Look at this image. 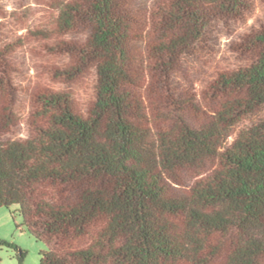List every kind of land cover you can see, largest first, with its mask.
I'll return each instance as SVG.
<instances>
[{"label": "trees", "instance_id": "obj_1", "mask_svg": "<svg viewBox=\"0 0 264 264\" xmlns=\"http://www.w3.org/2000/svg\"><path fill=\"white\" fill-rule=\"evenodd\" d=\"M11 206L38 264H264V0H0Z\"/></svg>", "mask_w": 264, "mask_h": 264}, {"label": "rangeland", "instance_id": "obj_2", "mask_svg": "<svg viewBox=\"0 0 264 264\" xmlns=\"http://www.w3.org/2000/svg\"><path fill=\"white\" fill-rule=\"evenodd\" d=\"M7 2L10 6H14L15 0H7ZM33 21H36V19L33 18ZM30 23H32V20ZM15 208L16 206H11L9 209L0 207V239L12 241L19 249L26 252L21 264H38L40 251L45 249V245L24 231V228L21 226L22 218L15 211ZM18 226L20 227L18 228ZM17 254L18 252L14 249L0 248V264H20Z\"/></svg>", "mask_w": 264, "mask_h": 264}]
</instances>
